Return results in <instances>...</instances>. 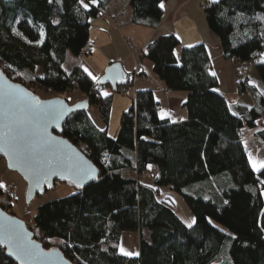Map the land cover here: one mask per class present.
<instances>
[{"label": "trees", "instance_id": "obj_1", "mask_svg": "<svg viewBox=\"0 0 264 264\" xmlns=\"http://www.w3.org/2000/svg\"><path fill=\"white\" fill-rule=\"evenodd\" d=\"M112 1L83 0L85 8L81 0H0L2 74L59 96L77 84L102 123L101 128L93 123L89 109L65 122L61 137L78 147L98 178L71 196L40 205L25 222L33 239L71 264H264V168L251 167L240 139L260 128L264 93L245 79L238 93H248L253 108L233 113L216 92L205 47L180 49L175 36L158 37L140 59L151 62L167 92L185 94L187 121L160 120L152 92L139 91L120 116L115 136H108L113 93L103 94L106 87L78 66L68 71L64 66L68 55L79 58L90 21ZM127 1L130 22L154 28L167 0ZM204 14L222 57L250 66L264 87V0H220ZM38 67L41 76H35ZM133 78L127 75L117 93ZM255 137L264 143V126ZM170 193L189 210L191 227L176 215ZM0 208L12 215L11 205ZM128 233L138 235L135 258L119 253ZM0 264H14L3 248Z\"/></svg>", "mask_w": 264, "mask_h": 264}, {"label": "crops", "instance_id": "obj_2", "mask_svg": "<svg viewBox=\"0 0 264 264\" xmlns=\"http://www.w3.org/2000/svg\"><path fill=\"white\" fill-rule=\"evenodd\" d=\"M218 1L220 0H167L162 4L163 16L160 22L154 28H147L130 22V8L127 0H114L106 6L104 12L90 21L88 43L92 51L89 56L83 58L81 65L76 66L92 81L97 82L108 66L119 64L125 76L134 75L129 87L125 88L126 95L121 94L122 96H130L132 101L137 92L150 91L159 106L160 120L170 124L183 123L188 118L184 108L185 94L167 92L164 84L153 74L151 62L145 58L140 59V55L145 53L146 46L153 40L173 35L178 39L180 49L197 45L205 47L212 74L218 82L216 92L226 100L233 113H237L239 109L251 110L253 108L252 99L246 92L238 93V84L247 79L263 93L264 87L254 69L245 78L240 79L236 70L237 62L233 59L225 60L222 57L219 40L209 31L204 11L201 10L202 5L208 6ZM129 45H133L136 51H130ZM179 53L180 50L176 52L177 57ZM93 77L96 79L94 80ZM78 102L81 100L72 98L67 100V103L71 105ZM129 107L130 105L123 98L112 96L110 114L115 109L116 114L118 112L120 115ZM88 115L97 127H102L98 124L97 111L89 109ZM260 124V128L246 132L244 135L243 144L252 168L253 162L264 161V143L255 137L256 132L264 126V117ZM121 248L132 255H125ZM119 253L127 258L137 257L138 235L135 233L122 235Z\"/></svg>", "mask_w": 264, "mask_h": 264}, {"label": "water", "instance_id": "obj_3", "mask_svg": "<svg viewBox=\"0 0 264 264\" xmlns=\"http://www.w3.org/2000/svg\"><path fill=\"white\" fill-rule=\"evenodd\" d=\"M125 77L121 66L113 64L104 70L103 76L96 82V85L108 87L112 93H116ZM10 93L24 99H29L24 95L25 93L36 96L24 86L9 81L0 70L2 122L5 125L14 122L13 127L17 136L15 143L26 148L36 159L45 162L38 172L37 166L23 162L17 154L11 151L8 147L10 141L5 138V146L4 150L0 151V158L5 162L7 170L17 174L25 183V202L28 204L36 197L51 191L56 183L67 184L75 190H81L95 182L98 178V170L79 151L77 146L61 137L63 126L68 117L77 112H86L89 109L88 102L84 100L69 105L66 100L61 98L40 100L42 102H62L43 105L44 111L63 113L58 121H49L42 116L22 111L20 107H13L10 102ZM77 163L86 169V175L77 174V170L73 167ZM9 227L15 228L22 235L27 234V238L39 246L37 249L39 254L35 258L24 260L23 264H71L57 250L43 249L42 245L33 239L31 232L21 219L6 214L0 208V228L3 229L2 239L4 241L0 243V248L5 250L7 257L14 264H22V261L15 255V247L10 248L8 245Z\"/></svg>", "mask_w": 264, "mask_h": 264}, {"label": "rangeland", "instance_id": "obj_4", "mask_svg": "<svg viewBox=\"0 0 264 264\" xmlns=\"http://www.w3.org/2000/svg\"><path fill=\"white\" fill-rule=\"evenodd\" d=\"M202 10V9H201ZM86 60V59H85ZM83 62V58H73L71 55H68L66 63H65V70H70L73 66L81 65ZM238 67V66H237ZM236 67V70H237ZM238 74V73H237ZM42 70L40 67L36 68L35 76H41ZM240 79L245 78V75H238ZM24 87L33 93L37 99L39 100H49L57 98V95L46 93L45 91L39 89L36 86H32L29 82H25ZM112 93V91L106 92V94ZM63 100H68V98H72L73 100H81L84 101L85 96L80 94L78 91L70 92L69 94H64L58 96V98ZM113 98H123L125 102L131 105L130 96H122L121 93H113ZM71 105L70 103H68ZM96 111V110H95ZM120 113V111H119ZM99 114V113H98ZM122 114V113H121ZM120 114V115H121ZM120 115L116 114L115 109L112 110V113L109 115V127H108V136L114 137L117 131V127L120 121ZM98 124L102 125L100 117H98ZM141 179L138 177V180ZM150 179L146 180L149 181ZM0 183H3L4 187L1 189L3 190V194L0 196V206L7 207L11 205L10 212L13 216L18 219H21L24 223L30 220L33 215L35 214L36 209L51 200H55L56 198L62 199L68 196L73 195L76 190L73 187H70L67 184L56 183L54 188L51 191L45 192L43 195L38 196L30 203L25 202V190L26 186L22 179L15 173L9 172L6 168L5 162L2 160L0 161ZM169 198L174 202L175 208L174 211L179 219L186 225H192V215L190 214L187 207L184 205L182 199L175 195L174 193L167 194Z\"/></svg>", "mask_w": 264, "mask_h": 264}, {"label": "snow or ice", "instance_id": "obj_5", "mask_svg": "<svg viewBox=\"0 0 264 264\" xmlns=\"http://www.w3.org/2000/svg\"><path fill=\"white\" fill-rule=\"evenodd\" d=\"M93 2H95V0H93ZM81 3L85 8H87V5L83 4V0H81ZM89 75H91V73H89ZM93 79L95 80L96 78L93 77ZM10 87H18V86H10ZM9 95H10V102L13 107H20L22 111H26L35 114L37 116H42L44 119H47L49 121H58L59 118L63 115V113H56L52 111L43 110V105L48 103H62L60 101L42 102L38 100L36 97L32 96L30 93L24 94L29 99L18 98L11 93ZM105 95L107 94L105 93ZM2 118H3V113L0 112V151L4 150V146H5L4 141L5 138H8L10 141L8 147L11 149V151L17 154L23 162L37 166V171L39 172L41 170V166L45 162L36 159L32 155V153L29 152L26 148L15 143V141L17 140V136L15 135V128L13 127L14 122L5 125L2 122ZM5 129L7 130L5 131ZM73 167L77 170V174H82V175L87 174L86 169H84L81 164L79 163L74 164ZM253 168L257 171H259L261 168H264V161L253 162ZM2 187H4V185L3 183H0V188ZM189 227H191V225H189ZM2 233H3V229L0 228V243L4 242L2 239ZM8 233H9L8 245L10 248L15 247L16 249L15 255L17 256L18 259L22 261V264L24 260L29 258H35L39 254L37 251L39 246L35 245L34 242L28 239L27 234L22 235L21 233L17 232L16 229L13 227H9ZM121 251L124 252L125 255H132V253L125 252V250L122 248Z\"/></svg>", "mask_w": 264, "mask_h": 264}, {"label": "built area", "instance_id": "obj_6", "mask_svg": "<svg viewBox=\"0 0 264 264\" xmlns=\"http://www.w3.org/2000/svg\"><path fill=\"white\" fill-rule=\"evenodd\" d=\"M206 8H207L206 5H202V6H201V9H202L203 11H205ZM260 45H261V47L264 49V36H261V37H260ZM128 48H129L130 51H133V52L136 51L133 45H129ZM91 51H92V47H91V46L89 45V43L87 42V43L83 46L79 58H84V57L89 56L90 53H91ZM251 69H252V68H251L250 66H242V65H239V66L237 67V71H238L239 73H243V74H244V73H247V72H250ZM73 91H78V92H79V90H78V85H77V84H74V85H73V88H72V90H71L70 92H73ZM108 91H110V89H109L108 87H106V88H104L101 92L104 94V93H106V92H108ZM70 92H68V94H69ZM79 93H80V92H79ZM120 93H121L122 95H126L127 91H126L125 89H122ZM50 94H51V93H50ZM54 95H56V94H54ZM58 96H59V95H57V98H58ZM240 139H241L242 142L245 140V138H244L243 136H240ZM145 176H146V175H145Z\"/></svg>", "mask_w": 264, "mask_h": 264}]
</instances>
